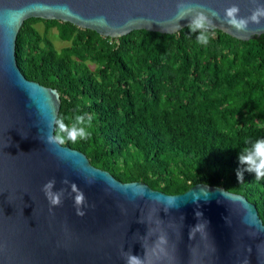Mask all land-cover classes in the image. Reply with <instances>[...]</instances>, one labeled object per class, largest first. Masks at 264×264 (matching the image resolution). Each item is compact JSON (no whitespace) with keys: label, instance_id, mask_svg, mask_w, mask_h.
<instances>
[{"label":"water","instance_id":"water-1","mask_svg":"<svg viewBox=\"0 0 264 264\" xmlns=\"http://www.w3.org/2000/svg\"><path fill=\"white\" fill-rule=\"evenodd\" d=\"M179 2L183 19L178 0H0V264H127L130 255L141 264H264V223L242 194L202 182L165 193L142 181L123 182L58 140L48 144L59 92L27 79L17 63V33L30 17L113 38L135 29L175 33L202 12L212 27L237 39L264 33V17L244 31L225 19L233 4L237 18H247L264 0ZM53 178L54 190H63L59 206H50L41 190ZM73 186L84 195L81 205ZM198 224L203 229L189 239Z\"/></svg>","mask_w":264,"mask_h":264},{"label":"trees","instance_id":"trees-1","mask_svg":"<svg viewBox=\"0 0 264 264\" xmlns=\"http://www.w3.org/2000/svg\"><path fill=\"white\" fill-rule=\"evenodd\" d=\"M52 28L68 45L54 47ZM210 31L201 46L187 26L112 38L30 17L17 33L16 59L27 79L59 92L56 120L82 127L78 114L94 117L86 139L70 141L56 122L54 136L95 167L169 194L200 182L223 186L255 204L264 223V178L238 160L246 141L264 137V33L240 40Z\"/></svg>","mask_w":264,"mask_h":264},{"label":"clouds","instance_id":"clouds-1","mask_svg":"<svg viewBox=\"0 0 264 264\" xmlns=\"http://www.w3.org/2000/svg\"><path fill=\"white\" fill-rule=\"evenodd\" d=\"M183 4L181 2L177 3L178 15L180 18L187 17L183 11ZM239 13V7L233 4L231 7L226 9V22L233 26L237 31H244L247 29L249 22L260 23L261 17H264V7L257 8L249 17L247 18H237ZM102 22H106L104 17H100ZM133 21H129L132 23ZM189 30L192 33L199 31V34L196 36V43L201 46H207L212 37H211V22L204 13H198L194 17L190 18V23L187 25ZM54 111V108L51 106L47 107L46 115V126L51 127L54 122V118H47V112ZM94 117L88 113L78 114L76 116V121L80 125H85L82 127H77L75 125L68 127L62 121L55 120L58 123L59 128L67 133V138L72 142H77L82 139H86L89 132L88 129L92 126ZM54 140H59V137H53L51 135L46 136V142L52 144ZM63 143V141H60ZM238 160L241 165L244 166V170L254 173L256 179L264 178V137L257 139H250L246 141L245 146L240 149L238 154ZM238 178L242 176V173L238 171ZM66 182V181H65ZM56 181L55 178L48 180L42 186V192L44 193L46 199L48 200L50 206H59L62 204L63 190H54V185ZM91 183V181H89ZM138 190H144L142 187L137 188ZM73 190L76 191L75 186ZM160 198V197H159ZM76 205H81L84 203V195L82 192L76 191L75 195ZM172 203V201H169ZM51 210V208H50ZM77 214L83 216L84 213L77 208ZM197 216L202 215L197 212ZM204 225H197L195 229L189 232V239H192L196 231L202 230ZM164 238L161 237L163 242ZM127 264H141V258L135 255H130L127 257ZM243 264H248L247 260Z\"/></svg>","mask_w":264,"mask_h":264},{"label":"rangeland","instance_id":"rangeland-1","mask_svg":"<svg viewBox=\"0 0 264 264\" xmlns=\"http://www.w3.org/2000/svg\"><path fill=\"white\" fill-rule=\"evenodd\" d=\"M37 29L42 32L43 31V23L38 22L35 24ZM48 37L52 40L54 47L57 49H60L66 45H68V42L62 41L56 34V30L54 28L50 29L48 32ZM91 68H93V64H90Z\"/></svg>","mask_w":264,"mask_h":264}]
</instances>
